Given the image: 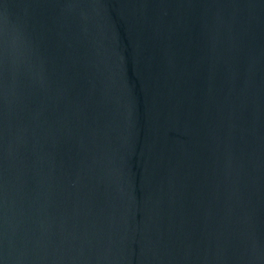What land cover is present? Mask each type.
Masks as SVG:
<instances>
[{
	"label": "water",
	"instance_id": "1",
	"mask_svg": "<svg viewBox=\"0 0 264 264\" xmlns=\"http://www.w3.org/2000/svg\"><path fill=\"white\" fill-rule=\"evenodd\" d=\"M0 264H264V0H0Z\"/></svg>",
	"mask_w": 264,
	"mask_h": 264
}]
</instances>
